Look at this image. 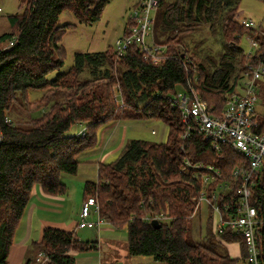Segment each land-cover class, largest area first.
Here are the masks:
<instances>
[{
  "label": "trees",
  "instance_id": "trees-1",
  "mask_svg": "<svg viewBox=\"0 0 264 264\" xmlns=\"http://www.w3.org/2000/svg\"><path fill=\"white\" fill-rule=\"evenodd\" d=\"M241 2L159 0L155 41L167 47L159 64L146 60L136 46L122 58L110 48L77 54L74 67L61 73L64 49L60 42L73 25H60V16L70 11L81 23L92 25L100 20L109 0H21L24 11L10 16L11 29L0 35V264H10L15 232L36 185L46 195L63 196L67 191L63 176L78 173L77 157L94 145L102 126L149 119L168 126L166 143L129 141L115 160L100 164L97 181L85 184L84 200L96 197L100 217L115 229L127 228L130 257H149L160 264H239L217 252L213 244L193 239L191 222L201 184L182 169L186 159L219 168L233 182L230 196L234 197L243 174L234 178L233 173L241 163L247 172V162L229 148L218 159L197 131L183 139L186 128L180 112L171 108L167 97L185 89L188 74L195 70L196 92L214 116H221L225 98L237 88L247 62L240 42L252 32L239 20ZM205 29L213 35L221 31L227 50L218 57L204 59L196 49L194 34ZM259 42L264 53V42L261 38ZM183 61L189 64L188 73ZM88 70L93 78L84 76ZM53 72L58 74L51 80L48 76ZM57 89L75 93L62 106L52 100L49 113L32 119L30 128L15 123L13 108L29 113L31 91ZM74 126L85 127L86 136L68 135ZM249 187L251 204L264 219V169ZM154 220L160 223L158 228L152 225ZM212 225L210 213L206 236L218 237ZM261 233L264 250L263 228ZM222 239L238 243L241 259L247 260L241 236L227 233ZM97 245L79 240L72 232L45 228L41 243L34 244V259L26 264L35 263L40 255L43 264H76L73 252L93 251Z\"/></svg>",
  "mask_w": 264,
  "mask_h": 264
},
{
  "label": "built area",
  "instance_id": "built-area-1",
  "mask_svg": "<svg viewBox=\"0 0 264 264\" xmlns=\"http://www.w3.org/2000/svg\"><path fill=\"white\" fill-rule=\"evenodd\" d=\"M158 7L159 0H140L129 16L127 32L113 47L117 57L122 58L130 47L136 46L146 60L153 64L162 61L167 47L155 41L156 15L151 17L153 10L157 14ZM242 24L249 30L258 29L252 20H244ZM248 36L250 52L246 54L247 62L242 78L235 91L225 98L221 116H214L196 92L195 70L193 75L188 74L186 88L167 98L171 108L180 112L181 121L186 128L183 139L197 131L210 144L218 159L222 157L223 150L229 148L247 162V172L243 171L244 164L241 163L233 173L234 178L243 174L242 184L236 188L234 197L230 196L233 182L226 180L219 168L192 164L186 159L182 170L192 173L193 179L201 184L195 199V209L199 211L202 203H207L209 214L213 216V233L218 236V240L223 242L222 236L227 233L241 236L247 248L246 264H264V250L260 240L264 219L258 217L256 207L251 204L252 191L249 187L252 179L264 169V110H260L258 105L259 82L264 78V53H261L258 38L253 34ZM182 63L188 73L189 64L186 61ZM86 134V128L82 127L78 136L85 137ZM93 215L97 217V222L91 219ZM104 224L106 222L100 217L98 199L94 196L85 199L78 228H101ZM42 259L44 258L40 255L37 262Z\"/></svg>",
  "mask_w": 264,
  "mask_h": 264
},
{
  "label": "rangeland",
  "instance_id": "rangeland-1",
  "mask_svg": "<svg viewBox=\"0 0 264 264\" xmlns=\"http://www.w3.org/2000/svg\"><path fill=\"white\" fill-rule=\"evenodd\" d=\"M139 2L140 0H109V3L104 9L100 20L92 25L81 23L76 18L74 13L70 11H65L60 16V25L65 26L67 24H70L73 25V28L66 30L60 42L61 46L64 49V66L61 68L60 72H68L74 67L75 58L77 54H94L105 52L110 48L114 49L113 47L115 46L116 41L119 38L123 37L127 23L129 21V16ZM0 8L2 9V12H0V35H2L3 33H6L11 29L8 18L10 16L22 13L24 9L22 8L21 0H0ZM155 15L156 12L153 10L151 12V17L153 18ZM238 15L239 20L241 22H243L244 20H252L256 24V27L258 29L249 30L250 32H252L249 34H253L255 38H258V40L261 38V40L264 42V0H242L241 6L239 7ZM194 35L195 36L193 37V41H198V47L195 48L197 49V51H199L200 55L204 59L210 58V56L218 57L219 54L227 50L224 45L220 30H218L216 34L213 35L211 31L205 29L204 31H200L199 34L196 33ZM240 45L245 51V54H248L250 52V40L248 34H246L242 38ZM118 67L119 64L117 65L116 62V72L118 70ZM57 74L58 72H53L48 77L52 80L56 78ZM96 75L98 74L96 73ZM84 76L88 78H93L92 70L84 72ZM259 83L260 88L258 105L260 110H264V78H262ZM181 90L182 88L179 91ZM54 91L57 92V94H54ZM73 93H75L74 90L67 89L34 92L31 91L28 95V102L30 103V105L28 104L29 113L21 114L18 111L19 107H14L12 111V118L16 124L28 129L31 127L32 119L40 117L43 114L46 116V112L49 113V107H51L50 104L53 103L52 100L59 102V105L62 106L68 100L70 96L69 94L72 95ZM79 95H76L75 98H79ZM117 98L118 102L121 103V97L119 94H117ZM41 107H43L41 111H36L38 110V108ZM158 127L159 129H157ZM81 128L82 126H74L70 129L68 135H78V132L81 131ZM144 128L145 130L143 131V133H146L149 136H152L150 134L151 131H154L155 134H159L156 137H152V139L149 141H155L157 143H166L169 135V128L162 121H146ZM158 130L159 132H157ZM139 137L140 138H137L138 140H145L146 138V136L143 135H139ZM82 176L77 173L74 176L65 175L62 178V183L67 187V191L63 195L67 199V203L69 204L67 209V215L73 218L77 217V213L81 208L82 198L84 197V187L86 182L81 179ZM93 177V179H97L95 178V176ZM39 189V185H36L34 188L35 192H38ZM35 195L36 193H33V199H35ZM209 216L210 214L208 205L206 202H203L201 209L194 213L191 222V235L193 239L195 241L202 240L204 243L213 244L215 246L214 248L219 253H226L227 255H229V251L231 255H237V257H239L238 248L231 250L230 248L228 249L226 246L227 244L237 246V243L225 244L224 242L218 240L216 236H214V238H209L206 236ZM92 220L94 222H97V217L93 215ZM97 230L99 231V233L90 230L82 231L86 233V238L83 236V233L80 234V237L84 239L85 242H87V240L96 241V239L100 242H107V240H113L111 241V248H108L110 250L107 249L105 251V245L104 248L102 247V254L104 255V264H160L156 263L152 258L149 257H130L128 255V233L126 227L122 229H115L111 225L109 226L107 224L101 229ZM105 252L107 253L105 254ZM239 264H246V262L244 261V259H241L239 260Z\"/></svg>",
  "mask_w": 264,
  "mask_h": 264
},
{
  "label": "crops",
  "instance_id": "crops-1",
  "mask_svg": "<svg viewBox=\"0 0 264 264\" xmlns=\"http://www.w3.org/2000/svg\"><path fill=\"white\" fill-rule=\"evenodd\" d=\"M146 121L154 120L149 119L145 121L127 122L118 121L102 126L97 133V138L94 145L88 150L82 152L77 157L80 164L78 173L81 176L83 175L81 179L86 183L89 181H97V179H93V176L97 178L100 164L110 163L115 160L121 153L124 146L131 140H138L137 138H140L139 135L146 136L145 141H149L152 139V137L158 136L159 134H153V131H151L150 133L152 136L143 133V131L145 130L144 126ZM157 129H159V127ZM157 132H159V130ZM33 193H36L35 199H33ZM33 193L29 205L26 208L25 213L15 232L14 243L9 251L8 256V261L10 264H26L29 259H34V244L41 243L43 231L45 228L51 227L61 229L67 232H72L76 235L79 240L85 242V240L80 237V234L83 233V236L86 238V233L82 231L90 230L99 233L97 229H101L103 226L108 224H104L101 228L80 229L78 228L77 224L80 218L81 208L77 213V217L73 218L67 215V209L69 204L67 203V199L64 196L46 195L41 188L38 190V192H35L34 190ZM83 201L84 197L82 198V203ZM111 241L113 240H107V242H100L97 239L96 241L87 240V242H98L97 249L86 253L73 252L72 254L75 258V263L104 264V255L102 254V247L104 248L105 245V251L108 248H111ZM226 246L228 249L230 248L231 250L238 248L239 257H237V255H231L229 251L228 253L232 259L238 261L241 260L239 244L237 246L227 244ZM106 253L107 252H105V254ZM44 262L45 259H42L41 262L35 261V263L33 264H43Z\"/></svg>",
  "mask_w": 264,
  "mask_h": 264
},
{
  "label": "water",
  "instance_id": "water-1",
  "mask_svg": "<svg viewBox=\"0 0 264 264\" xmlns=\"http://www.w3.org/2000/svg\"><path fill=\"white\" fill-rule=\"evenodd\" d=\"M152 225L154 226V227H159L160 226V223L157 221V220H154L153 222H152Z\"/></svg>",
  "mask_w": 264,
  "mask_h": 264
}]
</instances>
